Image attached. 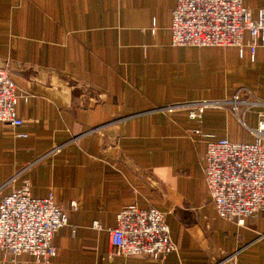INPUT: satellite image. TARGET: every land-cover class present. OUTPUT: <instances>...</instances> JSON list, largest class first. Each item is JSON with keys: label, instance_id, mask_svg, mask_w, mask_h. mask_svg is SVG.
<instances>
[{"label": "crops", "instance_id": "obj_1", "mask_svg": "<svg viewBox=\"0 0 264 264\" xmlns=\"http://www.w3.org/2000/svg\"><path fill=\"white\" fill-rule=\"evenodd\" d=\"M241 1L254 18L264 6ZM175 4L0 0V66L23 119L0 121V198L27 180L67 213L47 263L0 248V264H264V209L243 223L221 216L203 173L207 140H254L256 113L163 108L242 86L264 99V46L252 55L246 33L242 49L175 45ZM129 203L165 212L175 249L162 261L113 253L108 230Z\"/></svg>", "mask_w": 264, "mask_h": 264}, {"label": "built area", "instance_id": "obj_2", "mask_svg": "<svg viewBox=\"0 0 264 264\" xmlns=\"http://www.w3.org/2000/svg\"><path fill=\"white\" fill-rule=\"evenodd\" d=\"M170 33L175 45H236L240 49L246 33V45L253 55L257 45L264 46V6L258 8L254 18L241 0H176ZM14 89L8 70L0 66V121L10 126L23 121L14 108ZM178 106H185L189 117L197 120L210 107L227 108L240 121L241 112L256 113L257 125L251 128L254 140H207L203 173L221 216L243 223L245 217L264 209V99L242 86L229 97L191 100L163 108ZM69 207L76 209V201L70 200ZM66 222V210L53 201L52 194L32 196L24 180L0 198V248L11 254L27 252L36 262L47 263L55 253L52 235ZM91 224L98 227L96 220ZM108 232L116 254L141 255L158 263L175 249L165 212L152 206L121 205Z\"/></svg>", "mask_w": 264, "mask_h": 264}]
</instances>
